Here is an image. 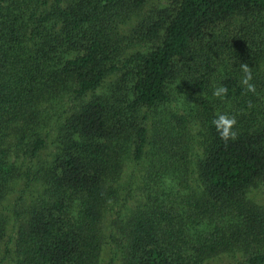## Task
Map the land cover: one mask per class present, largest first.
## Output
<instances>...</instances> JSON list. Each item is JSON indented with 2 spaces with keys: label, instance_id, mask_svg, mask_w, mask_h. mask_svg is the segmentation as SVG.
I'll return each instance as SVG.
<instances>
[{
  "label": "trees",
  "instance_id": "1",
  "mask_svg": "<svg viewBox=\"0 0 264 264\" xmlns=\"http://www.w3.org/2000/svg\"><path fill=\"white\" fill-rule=\"evenodd\" d=\"M0 264H264V0H0Z\"/></svg>",
  "mask_w": 264,
  "mask_h": 264
},
{
  "label": "clouds",
  "instance_id": "2",
  "mask_svg": "<svg viewBox=\"0 0 264 264\" xmlns=\"http://www.w3.org/2000/svg\"><path fill=\"white\" fill-rule=\"evenodd\" d=\"M239 69L241 73V84L245 87L247 92L255 93L256 88L252 83V67H250L246 62H241ZM227 92V87L221 85L214 88L213 95L217 98H223L226 97ZM212 125L215 127L216 132L223 141L228 142L229 140L237 139L238 133L235 131L237 119L234 115H229L228 113H219L213 119Z\"/></svg>",
  "mask_w": 264,
  "mask_h": 264
}]
</instances>
